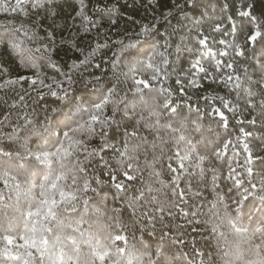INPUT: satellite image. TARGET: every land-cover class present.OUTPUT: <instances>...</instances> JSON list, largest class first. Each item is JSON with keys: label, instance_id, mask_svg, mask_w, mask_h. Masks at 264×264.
Masks as SVG:
<instances>
[{"label": "trees", "instance_id": "trees-1", "mask_svg": "<svg viewBox=\"0 0 264 264\" xmlns=\"http://www.w3.org/2000/svg\"><path fill=\"white\" fill-rule=\"evenodd\" d=\"M133 2L136 7H129ZM177 3L183 4L185 0H154L152 7H148V0H101L100 4L92 0L86 13L91 19L98 20L96 12L103 11L105 4L118 10L120 19L117 25L104 22L100 29L98 39L101 42L105 36L110 41L125 39L127 42L142 24L151 22L157 28L156 42L163 44L166 34L178 27L176 19H165L170 11L176 12ZM225 4L228 5L226 9L223 8ZM205 7L212 18L224 19L221 32L212 33L209 41L215 52H228L227 56L217 58L232 62L236 74H242L248 66L247 61L253 59L255 45L245 47L247 60L244 56H236L233 51V45L245 46V38L240 34L241 0H218V4L214 0L197 12H203ZM78 12L79 0H55L52 14L41 12V17L47 18L40 20L42 26L37 29V36L44 38L51 32L55 47L49 54L43 52V44L49 43L45 39L29 44V47H41V52L33 51L32 54L35 67L23 63L7 46L14 27H35V21L23 14L0 12V39L4 42L0 45V84L6 80L17 81L0 88V150L12 153L11 158L0 157V264H222L219 236L225 222L249 242L250 252L264 257V174L255 168L252 175L248 174L250 166L246 162L248 153L244 147L247 144L254 156L264 149V125L259 119L253 124V116L245 107L247 96L244 89L250 87L248 80H244L243 87L236 92L219 78L216 82L205 79L204 73L193 67L199 58L198 52H186L176 60V65L182 68L179 74L174 72L163 84L151 82L150 87L163 88L166 90L164 94L145 89L147 106L138 103L135 115L131 111L128 116L117 112L114 118L117 123H110L106 128V145L90 158L89 171H94L95 179L101 182L93 184L98 191L84 190L86 175L82 169L86 165V153L81 141L86 138L74 134L71 145L55 143L57 137L49 135L43 126L46 121L51 124L59 117L60 113L53 112V109L60 105L40 83L41 80L51 83L52 78L63 79L49 63V55L52 63L62 71H68L69 66L79 64L78 56L83 58L72 50L73 44L87 51L89 41L95 43L93 38L97 30L83 33ZM253 12L256 16L264 12V0H255ZM184 15L192 17L193 12L185 9L179 18L183 19ZM228 17L234 19L230 22ZM233 25L235 33L232 32ZM187 31V28L182 29L183 33ZM220 40H225L227 45H220ZM191 41L189 47L196 45L195 33ZM49 47H52L51 43ZM255 56H259L258 49ZM207 60V57L201 59L200 66L207 69ZM94 62H100L99 54ZM212 63L215 64V59ZM108 67H88L84 75L88 78L93 73L103 75ZM108 76L109 86L115 87L126 101L137 99L133 81L125 83L121 79L117 83L112 79L111 71ZM20 77L25 79L20 80ZM138 78L147 79L144 76ZM32 79H36L35 85L30 83ZM189 81L200 86L195 87ZM75 88L83 90V84H77ZM165 94L170 106L176 108L181 117H187L189 121L199 118L201 129L205 131L201 136V129L185 125V133L192 132L193 143L198 142L199 154L205 156L203 177L194 167L170 172L169 163L178 168L175 160L168 159L175 151L177 133L163 127H148L149 123L155 122L154 117L150 118L152 110L160 113L161 123L172 120L162 107ZM221 98L229 102V108L223 106ZM220 112L227 118V129L217 128ZM141 113L143 119H140ZM105 114L112 115L111 105ZM181 122L182 118L178 117L173 124L179 127ZM50 131L54 133L55 129ZM249 131L252 136L244 135ZM133 132L135 137H132ZM126 133L131 139L130 144L139 142V138L146 141L149 163L153 162V143L158 145L155 156L161 158L149 168L143 150L130 152L131 163L135 165L139 158L140 170L133 182L127 181L118 171L121 165L117 163L119 156L115 151L123 147ZM100 144L99 136L87 140L89 150ZM150 171L159 173V176H150ZM113 174L118 182L129 188L151 184L160 189L154 193L159 198L158 203L143 205V210L157 217L164 216L163 221L155 222L154 234L152 225L142 231L139 211L134 215L122 199L123 193H117L111 181ZM155 207H163L165 212H155ZM114 208L121 209V212L114 211ZM193 212H197L195 217ZM166 225L172 230L169 237L161 240ZM179 240L183 243H178Z\"/></svg>", "mask_w": 264, "mask_h": 264}, {"label": "snow or ice", "instance_id": "snow-or-ice-1", "mask_svg": "<svg viewBox=\"0 0 264 264\" xmlns=\"http://www.w3.org/2000/svg\"><path fill=\"white\" fill-rule=\"evenodd\" d=\"M214 0H185V3H177L175 5L176 12H169L165 19L171 17L176 19L177 26L166 34L163 44L157 43L158 33L154 23H144L139 27V31L135 33L134 37H128L127 42L125 39L109 40L107 36L104 37L101 42L98 37L101 35L100 29L103 28L104 22H110V25H117L120 16L118 10L115 7H109L107 4L104 5V10H98L96 15L99 17L98 20L91 19L86 9L92 3V0H79V12L78 15L82 20V31L85 34L95 29L96 37L89 41L85 49L81 48L78 44H73L72 50L80 53L83 58L80 59L78 56L79 64L69 66L68 71H62L55 63H52L51 56H48L49 63L59 73L63 79L52 78L51 83H45L41 80L40 83L48 89V95L55 97L60 107L54 108L53 112H59V117L51 124L47 121L44 124V129L49 135H55L57 140L55 143L63 145L67 142L71 145L75 139L74 134H82L86 139L81 141L85 144L84 151L86 153L85 160L86 165L82 171L86 175L84 184L85 191H91L97 193V187L93 184L99 185L101 182L95 179L94 171H89V165L91 159L97 154V149H103L106 145L107 136L106 128L110 123H117L115 116L117 112L123 113L124 116H128L129 112L133 115L136 114V108L138 103L144 106L148 105V100L145 96V89L149 92H161L165 93V89H157L150 87L151 82L158 81L161 84L165 80L171 78L175 72L179 74L182 68L176 65V60L182 57L184 53L194 54L199 53V58L193 67H198V70L204 73L205 79H211L213 82L219 78L220 81L231 89L238 92L243 87V81L248 80L249 88H245V94L247 96L245 107L249 113L253 116L252 123L255 124L256 120L259 119L264 125V12L259 16H256L253 12L255 0H241V7L239 9L240 18V34L245 38V46L237 47L233 45V51L236 56H244L247 60V53L245 47L249 44L255 45L253 47V59L248 60V66L244 68L242 74H236L234 64L232 62H225L217 57H224L228 55L227 51L215 52L210 45V37L212 33H220L221 27L224 24V19H214L212 14L208 11L207 7L203 12H197L202 6L210 5ZM218 4V0H215ZM97 4L101 3V0H96ZM154 0H148V7H152ZM55 5V0H0V12L5 14H23L26 18L33 19L35 21V27L23 26L14 27L12 34H10L7 41V46L12 53L19 56L21 61L26 65L35 67L33 61V51L41 52V47H29V44H35L39 39H45L51 43L52 47H49V43L43 44V52L51 53L54 50L55 42L53 34L51 32L44 38L37 36V29L42 25L40 20L46 19L47 17H41V12L52 14V9ZM129 7L135 8L136 4L133 2ZM228 5H223V8H227ZM185 9H189L193 12L192 17L184 15L183 19L179 18L180 13L184 12ZM235 11V7L233 6ZM105 12L108 14L105 15ZM199 17L197 19L196 17ZM230 22L234 17L227 18ZM135 23V21H133ZM187 28V33H183L182 29ZM210 30V31H205ZM232 32H236V28L233 25ZM195 33L196 45L189 47L188 45L192 42L191 36ZM179 37V40L176 39ZM259 41V43H257ZM4 42L0 39V45ZM220 45H227L225 40L219 41ZM259 50V56L256 57L255 53ZM111 53V55H109ZM59 55V53H56ZM97 54H99L100 62H94ZM208 58V68L205 69L200 66V60ZM212 59H215V64L212 63ZM102 65L109 66L103 72V75L90 74V78L85 77L84 72L87 71L88 67L100 69ZM126 68V71L123 70ZM80 69H83L81 71ZM231 70V71H225ZM111 71L112 79H115L117 83L127 82L128 80L134 83V96L137 98L134 101H126L124 96H120L116 91L115 87H110V78L108 72ZM140 76L147 77V79L138 78ZM20 80H24V77H20ZM15 80H6L3 84H0V88H4L7 85L15 84ZM32 85L37 83L36 79L30 81ZM83 84V90L75 88L77 84ZM177 83H180L178 80ZM195 87L194 81H189ZM254 85V89L251 86ZM116 97V98H114ZM239 98V96H238ZM22 99V97H21ZM209 99V97H205ZM164 103L162 105L165 113L172 118L168 122L161 123L160 113L156 110L150 112V118L154 117L155 122L149 123L150 128H166L171 129L177 133L175 136V151L168 157L169 160H175L178 164V168L172 167L171 163L168 165L170 172H177L179 170H188L189 168L199 169V175L204 176L205 169L202 167L205 161V156L199 154L201 149L198 148V142L193 143L192 132L188 131L185 133V125H195L196 129H201L199 118L196 121H189L187 117H181L177 113L176 108L171 107L168 103V95H164ZM223 106L229 108V102L224 101L221 98ZM111 105L112 115L108 116L105 114L106 108ZM122 105V107H121ZM64 109H67L64 111ZM182 118V122L179 127L173 124L176 118ZM220 121L217 122V128L227 129L228 123L227 118L222 112H220ZM141 113L140 119H143ZM50 129H55L54 133ZM243 131V130H242ZM205 135V131L201 129V136ZM219 135V132H217ZM244 135L252 136V132H245ZM99 136L101 138V144L97 147L89 150L87 147V140H91L93 137ZM136 133H132V137H135ZM264 140V137H262ZM131 139L128 134H125V141L122 148H116L115 151L118 153L119 159L117 163L120 166L119 172L122 173L123 177L133 182L136 180V174L139 172V158L137 157V163L134 165L131 163L132 157L129 155L130 152L144 151L145 163L149 168L152 167V163H155L160 157L155 156V149L158 145L153 143L152 151L154 153L153 162L149 163L147 160L148 147L146 141L143 138H139V142L130 144ZM183 145V147H181ZM206 147V141H205ZM227 147V144L224 145ZM245 151L248 153L247 164L250 166L247 168L249 175L253 174V169H257L260 173L264 174V149L257 152L255 156L249 149L248 145L245 144ZM219 153H217V156ZM0 157L11 158L12 153L0 150ZM210 158V157H209ZM150 176H159V173L155 171L149 172ZM91 177V178H90ZM179 177H177L178 179ZM215 180V177L213 178ZM111 181L117 190L118 194L123 193L122 199L126 202L128 207H131L133 214L135 215L139 211V218L142 221V231L148 230V225H152L151 231L155 233V222L157 220L163 221L164 216L157 217L156 215L143 210V205L148 203L149 206L159 202V198L154 193H158L160 189L154 188L151 184H146L143 187L129 188L125 183L118 182L116 175H111ZM163 184V181H159ZM174 183V182H173ZM131 193V194H129ZM155 212L159 211L161 214L165 212L163 207H155ZM114 211L121 212V209L114 208ZM187 215V214H186ZM197 212H193L192 216L195 217ZM193 223L197 221L193 220ZM167 230L161 233V240L165 237H169L171 232V226L166 225ZM119 238V237H118ZM178 243H183L179 240Z\"/></svg>", "mask_w": 264, "mask_h": 264}, {"label": "clouds", "instance_id": "clouds-1", "mask_svg": "<svg viewBox=\"0 0 264 264\" xmlns=\"http://www.w3.org/2000/svg\"><path fill=\"white\" fill-rule=\"evenodd\" d=\"M222 264H264V257L250 252L249 242L241 233H237L225 222V227L219 236Z\"/></svg>", "mask_w": 264, "mask_h": 264}]
</instances>
